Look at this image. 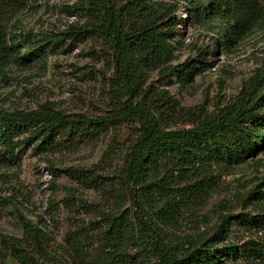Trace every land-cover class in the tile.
<instances>
[{"label":"trees","instance_id":"1","mask_svg":"<svg viewBox=\"0 0 264 264\" xmlns=\"http://www.w3.org/2000/svg\"><path fill=\"white\" fill-rule=\"evenodd\" d=\"M30 1L0 0V83L13 67L46 62L51 53L65 48L67 40L73 45L92 37L111 48L113 94L106 114L97 116L67 114L47 105L0 110V167L18 163L30 148L40 154L70 151L95 143L109 132L126 128L136 133L122 167L112 174H100L99 165L53 167L55 176L63 172L101 196L92 203L76 198L70 188L64 200L74 214L67 233L70 261L128 264L134 235L139 239L148 235L154 239L141 250L156 247L162 264H264V242L250 240L240 247L229 240L231 215L222 219L210 238L180 251L160 239L156 226L157 220L175 219L185 198H205L218 169H231L264 150V65L233 101L211 112L203 106L182 107L167 89L158 91L147 84L151 72L158 71L162 82H172L175 76L188 86L207 66L203 50L198 59L170 64L175 59L174 41L182 34L180 25L211 27L217 46L236 42L264 31V0H180L177 8L175 3L156 0H88L83 25L40 34L21 26L19 14ZM181 7L184 18L178 14ZM170 117L189 119L192 125L170 128ZM116 148L114 139L102 162L112 160ZM258 197L264 199V194ZM129 201L136 208L135 220L125 210ZM83 214L90 215L87 226L79 223ZM235 217L264 231V212ZM21 218L29 244H24L25 238L1 235L4 251L19 264H59L47 232Z\"/></svg>","mask_w":264,"mask_h":264},{"label":"rangeland","instance_id":"2","mask_svg":"<svg viewBox=\"0 0 264 264\" xmlns=\"http://www.w3.org/2000/svg\"><path fill=\"white\" fill-rule=\"evenodd\" d=\"M156 1L175 3V8L181 4L180 0ZM87 3L88 0H32L19 14L21 26L36 34L61 33L85 23L83 8ZM178 14L185 17L183 7ZM179 29L182 34L174 41L175 59L170 64L198 59L203 50L207 66L188 86H182L175 76L171 77L172 82H162L158 71L151 72L147 84L152 83L158 91L167 89L182 107L203 106L209 112L224 107L236 98L256 69L264 65L262 30L242 40L223 41L217 46L216 33L211 27L192 24L180 25ZM111 57V48L102 39L91 37L73 45L67 40L65 48L51 53L46 62L26 68L13 67L8 72L6 80L0 83V110H33L47 105L67 114H106L113 94ZM168 122L173 129L192 125L189 119L176 117H170ZM135 138V131L124 128L75 150L40 154L30 148L18 163L0 167V264H19L4 251L1 235L25 238L21 216L36 222L47 232L53 243L55 261L73 264L68 257L72 252L67 233L72 228L74 214L64 200L70 196V188L76 198L92 203L99 201L101 196L94 189L79 186L63 172L55 176L53 167L91 169L99 165L100 174H112L122 167L127 148ZM114 139L118 148L113 159L104 163V155L114 145ZM215 173L213 186L205 198H185L175 219L171 222L157 220L160 239L175 251L210 238L228 215H231L229 240L233 244L242 247L250 240L258 244L264 242L263 230L250 228L247 221L235 217L247 218L248 214L264 212V199L258 197L264 194V150L243 164L227 170L218 169ZM252 190L255 193L249 195ZM125 210L135 220L136 208L130 201ZM89 219L90 215L83 214L79 223L87 226ZM152 239L148 235L140 239L134 235L129 245L128 264H162L156 247L141 250ZM29 242L25 238L24 244Z\"/></svg>","mask_w":264,"mask_h":264}]
</instances>
